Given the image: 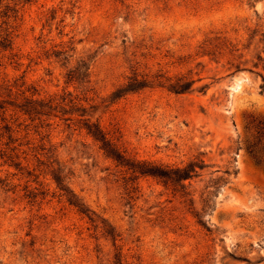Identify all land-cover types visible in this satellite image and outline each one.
I'll return each mask as SVG.
<instances>
[{"label": "rangeland", "instance_id": "374dc122", "mask_svg": "<svg viewBox=\"0 0 264 264\" xmlns=\"http://www.w3.org/2000/svg\"><path fill=\"white\" fill-rule=\"evenodd\" d=\"M81 56L86 82L67 75ZM135 75L147 85L122 90ZM182 78L185 91L170 89ZM64 92L117 128L134 159L203 158L187 187L196 208L223 179L210 187L207 227L156 177L139 174L128 194L119 167L68 126V113L31 120L9 106L0 264H264V166L245 146L264 120V0H0V99L44 106Z\"/></svg>", "mask_w": 264, "mask_h": 264}, {"label": "trees", "instance_id": "16d2710c", "mask_svg": "<svg viewBox=\"0 0 264 264\" xmlns=\"http://www.w3.org/2000/svg\"><path fill=\"white\" fill-rule=\"evenodd\" d=\"M9 31L5 32V36H9ZM72 48V47H71ZM66 48H60L54 51V55L66 53ZM69 57L71 54H66ZM65 58V57H64ZM89 69V57L81 56L77 59L75 65H72L67 72V75L70 79H75L77 82H86L88 79H85L88 76ZM146 79L138 78L136 75L131 76L127 83L120 87L124 91L133 90L137 87L145 86ZM191 85V80L186 78L179 79L174 83L169 84L170 89L176 92L185 91ZM35 92H32V95ZM22 102L17 103L15 99H0V118L1 120L6 119V112L12 106V109H17L20 113L28 115V117L33 120L39 118L43 114L49 115L52 110H62L63 114L68 113L64 119L69 120L68 126L74 123L76 125L74 129L82 130L84 129L86 134L90 135L94 142L98 143V148L102 149L104 156L111 158L115 166L119 167V173L124 181V186L127 188L128 194L134 191L137 187L136 178L139 174L151 175L160 180L165 187H171V192L173 195L181 197L185 202L188 200L189 207L192 208L191 213L196 217L197 222L205 227L206 221L204 219V214L209 211L213 206L212 196L214 190L210 187H215L218 185V182H222L221 177H216L212 179V184L206 185L200 194V206L195 207V199L193 196L187 197L189 192L187 187L191 185V180L194 176L198 175L197 168L202 169L204 164V159L200 158L198 161H189L185 165H171L168 163H157L149 160H137L129 156L125 149L121 148L119 144L120 134H114L115 131H118L117 128L110 131L105 130L98 120H93L88 113H86L87 107L83 106L80 103V99L76 96H73L70 92H64L59 95H51L44 106L40 105L37 98L29 96L23 97ZM68 105V108L65 106ZM93 105L90 104L89 107ZM68 110V111H67ZM77 114L76 120H74L73 115ZM21 122L18 123V125ZM4 130L0 131V139L4 136V132L7 133V140L4 142V147L1 150V156H12L11 152L15 146L9 147L8 144L10 141L14 140L11 137L13 129L10 125L4 124L1 126ZM18 129L15 130V132ZM44 137V136H42ZM246 150L251 157L252 161L258 166H264V120H259L255 123L253 131L246 141ZM9 149V150H8ZM12 150V151H11ZM57 183L61 184L60 178L56 177ZM62 189V185L60 186ZM132 197L131 195H129ZM70 204L77 206V209L80 212H85L83 207L77 201H72L68 199Z\"/></svg>", "mask_w": 264, "mask_h": 264}]
</instances>
